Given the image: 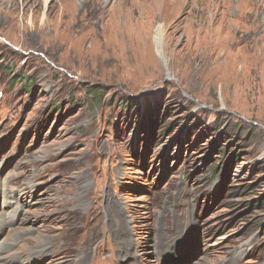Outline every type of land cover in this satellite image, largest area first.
I'll use <instances>...</instances> for the list:
<instances>
[{
  "label": "rangeland",
  "instance_id": "374dc122",
  "mask_svg": "<svg viewBox=\"0 0 264 264\" xmlns=\"http://www.w3.org/2000/svg\"><path fill=\"white\" fill-rule=\"evenodd\" d=\"M263 200L264 0H0L4 259L264 264Z\"/></svg>",
  "mask_w": 264,
  "mask_h": 264
},
{
  "label": "bare ground",
  "instance_id": "6f19581e",
  "mask_svg": "<svg viewBox=\"0 0 264 264\" xmlns=\"http://www.w3.org/2000/svg\"><path fill=\"white\" fill-rule=\"evenodd\" d=\"M74 10H75V7L73 6V12H74ZM194 11H196V10H194L193 8H191V9L188 10L187 14L188 15L189 14L192 15V13H194ZM226 17L230 18L231 15L228 13V15H226ZM228 25L229 26H227V28H229V29L232 28V26H230V24H228ZM162 31H163L162 26H158V28L154 31V34L152 36V42H153V45H154L155 53L157 54V57L159 58L158 60H160L163 63V61H164V55L163 54L164 53H163V45H162L163 44ZM120 35H121V33H120ZM143 46H142V48H143ZM2 206H4V208L7 209V211L5 212V214H3V213L0 214V232L2 230H4L10 224V222L13 220V218L16 217L15 216L16 211L19 209L18 206H15V205L11 204L10 201H5V202L3 201ZM13 245H15V242L12 243V246ZM23 245H24V243H23ZM10 247L11 246H9V244H8L6 246V248L2 247L0 249V264H14L15 262H17V259L18 258L17 259L12 258L11 260H8V259H4V256H2V253L3 252L10 250ZM46 252H47V248H45V249H39V248H37V249H34L31 252H29V254H27V257L30 260H32V262H37L38 260H42V258L45 257V255L47 254ZM48 254L50 255V258L53 257L52 251L49 252ZM17 256H19V255H17ZM46 257H48V255H46Z\"/></svg>",
  "mask_w": 264,
  "mask_h": 264
},
{
  "label": "trees",
  "instance_id": "16d2710c",
  "mask_svg": "<svg viewBox=\"0 0 264 264\" xmlns=\"http://www.w3.org/2000/svg\"><path fill=\"white\" fill-rule=\"evenodd\" d=\"M18 81L19 80L15 81V79H14V82H12V83L16 84ZM86 91H87L88 95L90 96L92 104L99 105L101 103V101L103 99L102 97H103V94H104V88H100V87H97V86H89V87H86ZM122 107L124 108L125 104H122ZM56 108H58V107L56 105H53V109H56ZM126 109H128V108H126ZM129 109H131V108H129ZM168 126H171V125H168ZM224 165H225L224 167H226L227 164L225 163ZM210 169H211V171L214 174L216 173V175H219L220 171H221L220 170L221 166L212 165V168H210ZM258 203H260V201ZM254 207H256V206L254 205ZM263 228H264V225H263Z\"/></svg>",
  "mask_w": 264,
  "mask_h": 264
}]
</instances>
